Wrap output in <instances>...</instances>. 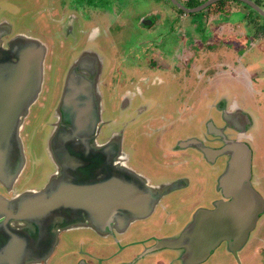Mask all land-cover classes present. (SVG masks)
Returning a JSON list of instances; mask_svg holds the SVG:
<instances>
[{
	"label": "rangeland",
	"instance_id": "rangeland-1",
	"mask_svg": "<svg viewBox=\"0 0 264 264\" xmlns=\"http://www.w3.org/2000/svg\"><path fill=\"white\" fill-rule=\"evenodd\" d=\"M170 1L0 0L1 27L8 33L11 32V26L14 33L39 38L46 43L48 49L43 89L38 101L30 107L21 132L27 163L17 184L38 187L45 180L46 173L51 168L45 142L50 132L51 119L53 120L51 113L63 85L64 73L81 48L90 45L103 57H113L112 74L107 80L113 79L115 75L116 81L118 80V72L114 69L115 66L119 67L121 81L116 85L117 90L121 92L119 88L122 87V92L127 88L128 92H135L136 96L131 104H142L145 109L139 113V117L132 115L125 120L123 109L119 110L116 105L111 86L108 85L105 89L101 87L103 93L100 95L103 96L105 107L113 110L107 128H125L126 141L133 145L135 161L146 176L158 183L168 172L178 171V175L186 178L184 181H189L190 186L195 181L197 186L201 185L199 187L205 189L203 196L210 197L215 173L217 176L221 172L222 175L228 173L230 164L220 160V165L214 170L213 166L196 161L194 157L199 156L201 159L200 154L206 155L207 149H218L227 139L249 152L246 180L253 191L262 197L264 205V154L256 155L254 163L257 168L261 167L258 172L253 170L252 164L254 152L261 146L264 147V130L256 116L259 110L264 115V37L250 40L249 47L248 36H253L255 28L246 23L245 13L242 11L248 10L251 19H261L263 16L251 6L245 8L244 2L239 0H222L223 4L218 10H215L218 5L213 3L211 8L207 6L191 12L170 4ZM178 1L186 4V0ZM256 1L264 9V0ZM196 5L198 4L194 6ZM158 12L159 16L154 22H149L144 16L152 13L156 15ZM145 20L148 22H144ZM261 27L258 26L259 31L262 30ZM90 34L95 35L96 40H92ZM75 37L77 41L74 44ZM84 54L92 57L94 53L86 49ZM183 54L185 64L181 61ZM147 59H154L159 65L153 67ZM98 62L99 59H95V66H98ZM186 63L189 64L188 72L183 75L184 69L187 71ZM167 67H175L179 73L182 72L174 76V84L159 82L158 78L165 74L167 77ZM134 69L148 73L153 70L152 73L155 72L157 78L151 77L146 86L140 82L139 84L132 76L131 70ZM172 76L173 72L169 74L170 78ZM126 81L135 83L131 82L134 83L131 85L127 82L126 86ZM141 89L148 94L140 96ZM95 97L98 99L100 96L96 94ZM177 106L179 112H184V115L179 116L180 119L171 122L161 120L165 111ZM152 118L153 122H150ZM163 124L164 128L161 127ZM196 135L199 137L196 139L202 144V153L193 147V137ZM183 147H186L185 151H178ZM168 152L171 157H166ZM183 159L189 160L190 164H182ZM186 190L177 192V196L171 193L168 197L176 201L179 196L185 197L186 206L180 212L182 215L191 213V205L195 202L191 199L195 197L197 188L190 187L188 192ZM165 220L167 219H155L154 215L147 217L137 224L128 240H142L152 231L164 229L168 226L167 222L164 223ZM178 223L179 221L177 225ZM88 233L90 231L85 229L71 232L68 235V249H65L66 244L62 245L64 252L73 254L84 245L86 247L89 241L101 253V256L96 253L94 259L103 260L104 264L111 261L113 264L118 263L120 257L123 261L131 257L133 260L130 264L141 261L152 264L155 257H163L159 254L170 255L175 250L154 246L155 254L146 255L138 253L141 247L136 243L110 257V249H104L102 241L94 239ZM254 233V238L251 237L247 247L240 253L242 264H264V212L258 219ZM87 237L88 240H84ZM62 258L60 256L59 261ZM233 258L228 248L221 243L202 264H232ZM57 259L58 257H54L50 264H55Z\"/></svg>",
	"mask_w": 264,
	"mask_h": 264
},
{
	"label": "flooded vegetation",
	"instance_id": "flooded-vegetation-1",
	"mask_svg": "<svg viewBox=\"0 0 264 264\" xmlns=\"http://www.w3.org/2000/svg\"><path fill=\"white\" fill-rule=\"evenodd\" d=\"M198 1L200 2V0ZM204 1L205 0H201V2L198 4H201ZM232 1L233 0H231V2ZM253 1L255 3H258L256 0ZM187 2L188 0H186V3ZM181 3L184 4V2ZM213 3H216L218 5V7H215V10H218L219 7L223 4L222 0H216L208 4L207 6L210 7V5ZM184 5L187 6L186 4ZM231 6L232 5H230V7ZM144 16L149 19V22L151 20V22H154L159 16V12L156 13V15L152 13L151 15ZM144 22H148V20H145ZM10 30L11 32L8 33L7 30L1 27L0 23V45L4 49L8 46V40L14 35H22L23 37H29L21 33H14L11 26ZM94 36L95 35L90 34L92 40H96ZM35 39H38L43 45L46 46V43L40 40L39 38ZM74 40L75 41L73 43L75 44L77 38L75 37ZM30 48L32 52H35V46H30ZM86 49L94 53L92 57H87L84 54V51ZM47 51L48 49L46 46V52L42 60V79L38 94L33 99V101L29 103L27 109H25V111L21 112V114L18 115V124L16 129V142L18 144V148L17 150H15L17 155L14 156V161L8 163L7 158L3 156L4 151H0V200H2V205H0V234L5 232L8 237V240L6 242H3L0 236V250L3 248V246H14L10 245L11 241H15L17 243L16 248L14 250L11 251V248L9 249L11 260L9 262H6V264H16V261L19 257V253L22 255V261L19 262V264H50L54 257H58L55 264H104L103 260H99V262L94 259L95 254L100 252L95 249V246L90 245L89 241L87 242L86 247L84 245L82 248L78 249L77 252L73 254L64 252L62 245L66 244L65 249H68L69 247V245L67 244L69 240L68 235H70V233L73 231L84 229L90 231V233L88 234L93 236V238L95 237L94 239H99V241H102V246H104V249L106 247L110 249L109 253L112 254H110V257L116 254V252H121L126 249V247L130 245H135L136 243L140 244L141 247L138 253L140 252L146 255H148L149 253L155 254L153 248L154 246H159L157 245V243L160 244V247L175 248L173 254H159L163 255V257H155V260L152 264H202L212 253L217 250V247L221 243L228 248L226 240H221L219 244L216 245V247L212 249L211 252L203 259L194 262L187 261L195 257L196 253L199 251L194 250L198 245L197 240H201L199 235H191L192 229L190 228V224L192 223L194 214L202 209H212L214 208L215 203L217 201L226 200L229 198L223 196L222 189L219 184V176L220 174L222 176V172L219 174V176H217L215 173L214 187L211 189L210 197L203 196L205 189L199 187L201 185L197 186V183L195 181L194 184L190 186L189 181H184V179L186 178L181 175H178V171L170 172L172 174L168 172V174L162 177L160 182L158 183L153 181L150 177L146 176V174H144V172L138 167L135 161V153H133L132 151L133 145L129 141H126V136L124 134L125 128H122V130H113L112 128H107L113 110H110L109 108L105 107V104L103 102V96L100 95L103 93L101 92V87H104L105 89L108 87V85L111 86L112 91L114 93V97L116 99V105L119 110L123 109L125 114V120L128 116L132 115H134L135 118L139 117V113L143 111L144 107L142 104H137L136 106H133L131 104L136 96L135 92H128L127 87L124 92H122V87L119 88L121 92L117 90L116 85L121 81V73L119 67L115 66L114 69V71L118 72V80L116 81L115 79L116 75L113 79L109 81L107 80V78L110 77V75L112 74L111 65L113 62L111 59L113 57L110 55H108L109 58L105 56L103 57V55L98 54L96 52V49L91 48L90 45L86 46L85 48H81V51L75 56V58L72 59L71 63L68 65L67 70L64 73L63 85L61 87L59 97H57L55 107L53 108V111L51 113L53 120L51 119V123L49 125L50 132L45 142V150L47 152L51 165L50 170L46 173L47 176L45 177V180L38 187H27L24 185L17 184V180L23 172L27 163L25 152L26 149L21 132L25 124L26 117L29 113L30 107L36 101H38L43 89ZM25 56L26 59L29 57V55ZM95 59H99L98 66H95L94 64ZM14 61H16V58H10L8 57V54L4 55V57H1L2 66L10 72H15L17 68L14 65ZM181 61L183 62V64H185L184 54L183 58H181ZM147 62L153 67L158 66L157 62H155L154 59H151V61L147 59ZM187 65V71L184 69L183 75L188 72L189 64ZM131 71H133L132 76L134 77V81H138V83L140 82L142 84H145V86L147 85V81H149L151 77L157 78V76H155L154 74L155 72L152 73L153 70L149 73L142 70L139 71L137 69ZM165 71L166 73H168L167 77L165 74L163 77L158 79L159 82L162 81L165 84L169 83V85L170 82L174 84V76L182 74V72L179 73V70L175 67H167V70ZM172 72L173 76L170 78L169 74H171ZM129 76L131 75L129 74ZM138 77H140V80L138 79ZM127 82L131 85L135 83L126 81L124 82L126 86H128V84H126ZM169 85L167 86V88H169ZM145 89L151 90L152 87H145ZM145 92L146 91H142V89L139 90L140 96H143V94H148L147 92ZM96 94H99L100 96L98 99H96L95 97ZM26 98L28 97H26L24 91L23 94L21 93V95H19V99L17 101L18 106H23L25 104L24 100ZM181 104H184V102H182ZM66 105H69L72 109L71 111H73V114H70L66 118H69L68 121L63 116V112H65V108H67ZM78 108H82L81 110L83 111H80ZM178 110L179 107L177 106L165 111V113L161 115V120L171 122L174 119H180L181 117L179 116L184 115V112L182 113ZM84 111L90 112V114L92 115L90 116L91 119L87 120L85 118H81L79 126L74 128L73 125H71V122L73 121L71 115H75L76 117H78L83 115ZM95 111L97 112V117L95 116ZM182 118H184V116ZM150 122H153V118ZM194 123H196V121ZM161 127L164 128L165 124H163ZM63 131L66 132L64 133ZM12 138L13 137H11V135H7V139H5L4 142L0 144V146L2 148H5V151H7L8 153L10 152L9 146L11 145V147H13L10 141L12 140ZM193 138L195 139V141L193 142V147L196 148L197 152L202 153L200 151L202 144L199 140L196 139L199 137L196 135ZM225 141L229 142L230 140L226 139ZM225 145L226 144L222 143L218 149H209V152L203 156H201L200 154V157H202L201 159H199V156H195L194 159L201 163H208L209 165H211V167L213 166L212 168L215 170L217 166L220 165V160L224 163H228V160L230 158L228 152L230 150H219ZM187 147H189V145ZM185 148L186 147H183L178 151H185ZM49 149L52 151L54 158L51 157ZM217 150H219V152H217ZM165 155L166 157H171L169 155V152ZM219 156L221 158H218ZM75 162H78V164L83 162L85 163V165L77 166L78 164H75ZM120 163H122V172L124 170L126 173L130 174L122 176V195H127L129 197L131 196L134 202L131 204V206L129 205L128 207L126 204H124L117 220L115 222H106L103 225L104 227L99 230H95L92 229L90 226L84 225L90 224L88 219L85 217L80 218L81 220H78L74 224L66 227L60 225L59 222L55 220L56 216H51L44 219V221L41 222L42 226H34L32 222H28L26 220L13 221V223L11 220H4V216H10L9 209H11V215H13L14 207H12L9 203H13L15 200H18L24 196L27 198H32L41 195L48 197L47 195L49 194V192L55 191L58 187H60V185L67 182L84 183L91 185L92 182L97 183L101 179L105 181L106 178L110 177V175L113 173L112 172L111 174H109V171L112 168L118 169L117 164ZM181 163L190 164V161L187 159H183ZM71 164H74V166H70ZM112 164L115 166H112ZM222 164L223 163H221V165ZM107 165L110 169L107 167ZM125 187L127 188V190L125 189ZM190 187L197 188V192L194 194L195 197L191 199L195 200V202L192 203L193 205H191L190 203L191 207L193 206L191 213L189 212L186 215H182L180 212H183L185 210V197L179 196L177 198L178 201L173 200L174 198L168 197H170L171 193L174 194V196H177L176 193L181 192V190L184 189H187L186 192H188L190 190ZM127 200L128 197L122 196V203L126 202ZM181 201L182 203H179ZM170 202L176 203L172 204ZM255 206L256 210H258V205L255 204ZM263 212L259 214L256 220L255 228L248 233V238L246 242L240 249L237 250L236 255H234L228 248L230 254L234 257V262L232 264H242L240 253L245 247H247L250 240L254 238V232L257 226L258 219L260 218L261 214H263ZM89 215L91 218H97L98 220H96L98 221V223L102 224V222L100 221L102 215L99 217H97L94 213H90ZM151 215H154L155 219H167L164 221V223L167 222L168 226L164 227V229L159 228L158 230L152 231L147 236H144L145 238H142V240H128L129 237L132 235L133 230L137 227V224L143 222L144 219L150 217ZM178 221L179 223L177 225ZM6 224L10 227L12 225L19 226L22 228L26 227L28 231L32 233V235L28 238L26 243L24 242L23 245L24 237L17 232H9ZM79 225H81V227H78ZM49 229H52L56 235L53 242L51 243L49 242V236L53 234L48 232ZM84 240H88V237ZM148 241L150 243H146ZM161 243H166V246H161ZM48 244H52L51 246H53L52 250L48 255V258L39 261L37 258L38 254H41L42 250L46 249ZM171 244H176V246H169ZM128 253L134 252L128 251ZM118 254L120 255V253ZM137 254L135 253V255ZM192 255L194 256L192 258H189ZM60 256L63 257L61 261H59ZM132 260L133 259L129 257L128 260L123 261L120 257L119 262L114 264H130ZM142 262L143 261L136 264H148V262ZM105 264L113 263L111 261L105 262Z\"/></svg>",
	"mask_w": 264,
	"mask_h": 264
},
{
	"label": "water",
	"instance_id": "water-1",
	"mask_svg": "<svg viewBox=\"0 0 264 264\" xmlns=\"http://www.w3.org/2000/svg\"><path fill=\"white\" fill-rule=\"evenodd\" d=\"M171 1L182 10L191 12L202 9L216 0H205L194 7L184 6V4L178 0ZM239 1L251 6L264 17V9H261L253 0ZM7 45L5 49L0 45V144L7 139V135H11L13 138L10 141L13 147H11V145L9 146L10 152L8 153L5 151V148L0 146V151H4L3 156L7 158L8 163H10L14 161V156L17 155L15 150L18 148L16 142L18 115L27 109L29 103L37 96L40 88L43 66L42 60L46 52V46L38 39L23 37L22 35L12 36L8 40ZM30 46H35V52H32ZM7 54L10 58H16V61H14V65L17 67L15 72H10L2 66L1 57ZM25 55H29V57L26 59ZM24 91L28 98L24 100L25 104L23 106H18L17 101L19 95H21V93L23 94ZM66 107L65 112H63L65 119L70 114H73L71 107L69 105H66ZM78 109L83 111L81 110L82 108ZM86 111L83 112V115L78 117L71 115L73 118L71 125H73L74 128L79 126L81 118L87 120L91 119L90 116L92 115L90 112ZM95 114L97 117L96 111ZM66 120L68 121L69 118ZM63 132L65 133L66 131ZM229 142L225 141L224 144L226 145L219 149L220 151L225 149L230 150L228 152L230 155L228 160L230 170L219 178L223 196L229 198L217 201L212 209H202L194 214L192 223L190 224V228L192 229L191 235H199L201 240H197L198 245L194 249L199 251L194 258H192L194 255L190 256L189 258L192 259L187 260L188 262L203 259L221 240H226L229 250L236 255L237 250L246 242L248 233L255 228L259 214L264 211L262 197L253 191L252 186L246 180L250 162L249 152L242 146ZM219 150H217V152H219ZM206 152L208 153L209 149L206 150ZM49 153L51 157L54 158L50 149ZM75 164H78V162H75ZM82 165H85V163L81 162L77 166ZM108 165L107 167L109 168ZM117 165L118 169L112 168L109 174L113 173L110 177L106 178L105 181L101 179L97 183L92 182L91 185L65 181L67 183L60 185L55 191L49 192L47 195L48 197L41 195L27 198L24 196L15 200L13 203H9L14 207L13 215H11V209H9L10 216L7 217L4 213L6 215L4 216V220H11L12 223L13 221L26 220L32 222L34 226H42L41 222H43L44 219L56 216L55 220L58 221L60 225L66 227L81 220L80 218L85 217L90 224L84 225L99 230L104 227L103 225L106 222H115L117 220L124 204L128 207L134 202L131 196L122 195V176L130 174L126 173L124 170L122 172V163ZM70 166H74V164ZM112 166L115 165L112 164ZM125 189L127 190L126 187ZM122 196L128 197L127 203H122ZM255 204L258 205V210H256ZM0 205H2V200H0ZM90 213H94L97 217L102 215L100 220L102 224L98 223L97 218V220L91 218L89 215ZM6 226L9 232H17L24 237L23 245L32 235L26 227L22 228L15 225L10 227L7 224ZM78 227H81V225ZM48 232L53 234L49 236V242L51 243L56 235L52 229H49ZM0 236L3 242L8 240L5 232L1 233ZM16 244L15 241H11L10 245L14 246H3L0 250V264H6V262L11 260L9 249L11 248V251L14 250ZM51 245L52 244H48L46 249L42 250L41 254H38L37 258L39 261L48 258L53 247ZM157 245L160 246L159 243H157ZM161 246H166V243H161ZM169 246L174 247L176 244H171ZM18 256L16 264L22 261V255L19 253Z\"/></svg>",
	"mask_w": 264,
	"mask_h": 264
},
{
	"label": "crops",
	"instance_id": "crops-1",
	"mask_svg": "<svg viewBox=\"0 0 264 264\" xmlns=\"http://www.w3.org/2000/svg\"><path fill=\"white\" fill-rule=\"evenodd\" d=\"M243 13H245L244 14V16H245V20L247 21L246 23H250L249 22V19H251L252 18V16H250L249 15V11L248 10H246V11H242ZM249 15V16H248ZM248 17V18H247ZM262 19H260V18H258V21H261ZM264 20V19H263ZM236 34H238V32H236ZM246 39H247V37H246ZM248 42H249V47H250V42L252 41V39H251V37H249L248 36ZM251 40V41H250ZM249 50V49H248ZM248 50H246V51H248ZM263 50H264V44H263ZM262 59H263V61H264V57L262 56ZM159 65V64H158ZM264 70V69H263ZM263 76H264V72H263ZM264 82V81H263ZM264 84V83H263ZM264 94V93H263ZM264 99V98H263ZM262 101H264V100H262ZM256 116H257V118L261 121L260 122V126H261V128L264 130V119L261 117V116H263L264 117V115L262 114V113H260V110H259V112L256 114ZM254 156H253V161H252V164H253V170L255 169L257 172L259 171V169L261 168L260 166L257 168L256 167V165H255V163H254V161H256V155H263L264 154V147L263 146H261L258 150H256L255 152H254ZM263 173V172H262Z\"/></svg>",
	"mask_w": 264,
	"mask_h": 264
},
{
	"label": "trees",
	"instance_id": "trees-1",
	"mask_svg": "<svg viewBox=\"0 0 264 264\" xmlns=\"http://www.w3.org/2000/svg\"><path fill=\"white\" fill-rule=\"evenodd\" d=\"M170 1V0H169ZM200 2H201V0H200ZM170 4H172V5H174L175 6V4H173L171 1L169 2ZM199 2H197V1H192V0H188V2L186 3V5L187 6H194L195 4H198ZM244 5L246 6V7H250L249 5H247L246 3H244ZM177 7V6H176ZM249 16V15H248ZM261 16V15H260ZM248 18V17H247ZM258 18H260V17H257V18H253V19H249V21H250V23L249 24H251L252 25V27H254L255 28V30H254V33H253V36L251 37V39H262L263 37H264V17H261L262 18V20L261 21H258ZM258 26H262L261 28H262V30L261 31H259L258 30Z\"/></svg>",
	"mask_w": 264,
	"mask_h": 264
}]
</instances>
